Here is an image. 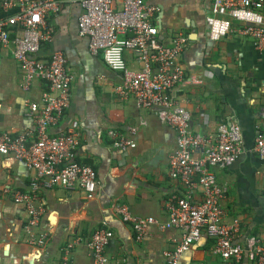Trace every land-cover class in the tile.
<instances>
[{
	"label": "crops",
	"instance_id": "crops-1",
	"mask_svg": "<svg viewBox=\"0 0 264 264\" xmlns=\"http://www.w3.org/2000/svg\"><path fill=\"white\" fill-rule=\"evenodd\" d=\"M58 1L60 10L46 18L53 36L43 43L37 58L50 62L56 51L64 54L72 77L71 104L50 132L80 130L76 161L96 171L97 190L88 197L81 189H39L43 215L37 231L46 232L48 239L43 247L32 246L25 231L28 213L12 196L31 192L35 172L11 155L0 154V264H94L89 244L102 228L113 233L104 251L107 264H166L165 253L174 249L182 231L153 228L139 236L116 208L123 204L135 215L168 220L167 201L186 196L182 183L169 176L177 133L160 120L155 108H138L132 96H119L122 74L110 70L101 54H91L89 38L79 35L80 0ZM148 2L159 8L155 17L159 41L169 45L178 33L188 38L179 60L185 80L175 96L191 114L192 132L214 136L220 124L241 129L242 154L231 166L213 173L224 190L225 222H240L235 242L244 248L252 238L264 242V160L252 152L256 138L264 136V53L237 32L236 21L235 31L217 42L209 39L206 19L213 0ZM124 57L129 68L139 70L132 52ZM23 76L11 51H5L0 60V136L34 128L26 103L39 102L48 87L35 80L25 91ZM121 138L130 141L126 149L118 145ZM202 198L200 189L195 190L193 200ZM73 243L64 261L67 246ZM213 245L214 240L203 235L179 264H254L246 256L223 260L212 253Z\"/></svg>",
	"mask_w": 264,
	"mask_h": 264
},
{
	"label": "built area",
	"instance_id": "built-area-1",
	"mask_svg": "<svg viewBox=\"0 0 264 264\" xmlns=\"http://www.w3.org/2000/svg\"><path fill=\"white\" fill-rule=\"evenodd\" d=\"M213 1L212 14L206 19L209 39L217 42L226 37L235 31L236 21L240 24L237 32L252 39L255 48L264 53V0ZM80 5L83 11L78 20L79 35L89 38L91 54H101L110 70L122 74L123 81L117 87L119 96H132L138 108H155L160 120L177 133L169 176L182 183L186 196L167 201L169 217L164 223L151 216L135 215L123 204L117 206V214L139 236L153 228L182 231L174 249L165 253L166 264H179L182 255L203 235L214 240L211 251L223 260L239 261L246 256L254 264H264V242L252 238L245 248L235 242L240 222H225L221 206L224 190L213 173L216 168L231 166L242 154L241 129L220 124L214 136L194 134L190 127L191 114L175 96L178 85L185 80L179 60L188 38L178 33L169 45L159 41L155 24L159 8L148 0H80ZM60 8L58 0H0V60L5 51H11L24 74L23 90H29L35 80L45 82L48 87L39 102L26 103V115L34 128L17 136H0V154L11 155L35 172L31 192H16L12 197L28 213L25 231L28 243L36 247L45 246L48 239L46 232L37 231L43 215L38 205L39 189L58 186L68 191L81 189L88 197L97 190L96 171L76 161L80 130L69 127L59 134L50 132L70 107L72 77L61 51H56L50 62H41L37 54L53 36L47 15ZM127 51L134 54L139 70L128 67L124 57ZM118 145L126 149L130 141L121 138ZM199 151L202 155L196 157ZM252 152L264 160V136L256 138ZM197 189L203 197L200 202L193 200ZM112 237L113 233L104 228L93 234L89 245L94 264H107L104 251ZM67 247L64 261L75 243Z\"/></svg>",
	"mask_w": 264,
	"mask_h": 264
}]
</instances>
